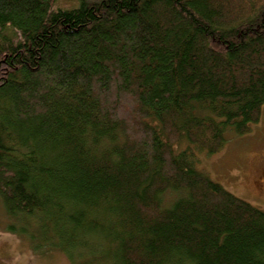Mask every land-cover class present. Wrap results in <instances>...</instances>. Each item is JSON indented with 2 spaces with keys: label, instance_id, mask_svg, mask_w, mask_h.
Here are the masks:
<instances>
[{
  "label": "trees",
  "instance_id": "16d2710c",
  "mask_svg": "<svg viewBox=\"0 0 264 264\" xmlns=\"http://www.w3.org/2000/svg\"><path fill=\"white\" fill-rule=\"evenodd\" d=\"M263 107L264 0H0L2 227L71 264H264V210L199 169Z\"/></svg>",
  "mask_w": 264,
  "mask_h": 264
},
{
  "label": "rangeland",
  "instance_id": "374dc122",
  "mask_svg": "<svg viewBox=\"0 0 264 264\" xmlns=\"http://www.w3.org/2000/svg\"><path fill=\"white\" fill-rule=\"evenodd\" d=\"M74 0H61L62 5L72 4ZM199 169L228 190L254 206L264 210V107L261 120L243 136L228 134L226 147L219 153L200 155ZM173 195L166 196L168 203ZM6 219L0 199V264H71L62 252L49 255L35 253L29 244L20 237L9 233L2 227Z\"/></svg>",
  "mask_w": 264,
  "mask_h": 264
}]
</instances>
